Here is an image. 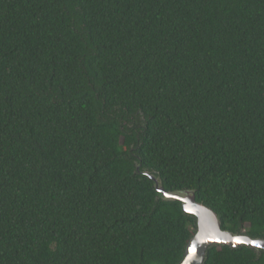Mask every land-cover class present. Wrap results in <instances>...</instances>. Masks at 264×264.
I'll list each match as a JSON object with an SVG mask.
<instances>
[{
  "label": "trees",
  "instance_id": "obj_1",
  "mask_svg": "<svg viewBox=\"0 0 264 264\" xmlns=\"http://www.w3.org/2000/svg\"><path fill=\"white\" fill-rule=\"evenodd\" d=\"M145 171L264 239V0H0V264H181Z\"/></svg>",
  "mask_w": 264,
  "mask_h": 264
},
{
  "label": "water",
  "instance_id": "obj_2",
  "mask_svg": "<svg viewBox=\"0 0 264 264\" xmlns=\"http://www.w3.org/2000/svg\"><path fill=\"white\" fill-rule=\"evenodd\" d=\"M143 174L153 181L158 199L180 202L184 212L197 220V232L190 240L181 264H205L208 251L214 246L231 249L247 247L257 253L264 252V239L253 238L245 232L224 230L221 217L213 209L197 201L195 190L167 191L159 176L148 171Z\"/></svg>",
  "mask_w": 264,
  "mask_h": 264
}]
</instances>
